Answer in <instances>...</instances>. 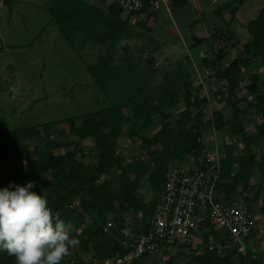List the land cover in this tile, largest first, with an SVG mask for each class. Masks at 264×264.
<instances>
[{"label": "trees", "instance_id": "1", "mask_svg": "<svg viewBox=\"0 0 264 264\" xmlns=\"http://www.w3.org/2000/svg\"><path fill=\"white\" fill-rule=\"evenodd\" d=\"M146 13L153 0H142ZM179 9L187 0H165ZM242 0L217 5L216 17L222 28L206 39L192 38V47L203 45L200 59L204 75L211 74L222 85L212 100L223 102L232 112L226 119L215 106L207 115L210 99L199 84L193 87L191 63H173L160 75L127 52L115 61L120 41L136 37L134 28L122 18L115 2L106 12L80 0H52L48 4L52 18L72 44L76 33L94 44L105 46L102 57L87 70L108 107L42 125L9 128L0 118V187L23 186L33 182L31 191L44 194L49 206L74 226L73 235L80 244L60 264H106L121 256V231L130 216L131 231L145 233L163 183L165 168L171 163L199 161L213 148L214 133L221 138L220 174L216 184L217 200L229 203L240 199L251 212L258 207L264 214V7L249 22L251 39L227 65L225 44L233 38L221 11L234 19ZM191 29V28H190ZM72 36V37H71ZM114 60V61H113ZM203 73V72H202ZM242 96H238L239 94ZM157 121L158 128L151 127ZM248 125L249 129L245 126ZM57 129L58 138L51 129ZM138 141L136 154L123 155L120 140ZM89 141L86 147L83 142ZM88 159L89 162L86 161ZM91 160V162H90ZM141 190H145L142 194ZM258 204V205H257ZM112 227L104 231L106 222ZM255 230L245 239V253L237 246L221 251H167L164 263L176 264H264V254L249 248ZM142 257L131 264H146ZM0 264H14L13 258L0 251Z\"/></svg>", "mask_w": 264, "mask_h": 264}, {"label": "rangeland", "instance_id": "2", "mask_svg": "<svg viewBox=\"0 0 264 264\" xmlns=\"http://www.w3.org/2000/svg\"><path fill=\"white\" fill-rule=\"evenodd\" d=\"M51 1L9 0L5 4L4 0H0V118L11 129L23 126L40 128L44 124L106 108L109 104L108 100L99 94L87 70L88 66L97 63L105 50L102 52L99 46L93 49L94 42L86 40L79 33L75 34L74 43L71 44L59 32L51 16L48 8ZM161 1L157 2L158 10L153 16L157 20L154 28L153 22L148 21L144 15L130 16L127 19L128 24L134 28L136 37L133 41L124 42V45L128 46L127 52L140 66L143 65L145 58L151 59L156 64L151 70L156 69L158 75L160 71L162 72V68H167L173 63L188 64L187 57L192 64L197 53V49L188 44L183 37L185 33L181 31L184 28L182 25L184 21L179 19L177 15L179 11L172 10L168 2L167 10L164 9ZM220 1L217 0L212 6L216 8L217 5H222ZM262 7L264 0H242L233 20L227 10L221 11L222 20L228 23L233 33V38L225 44L227 55L222 64H229L240 52V47L251 39L247 25ZM123 16L127 17V15ZM206 17L208 16L204 15L205 21ZM221 23L220 25H223ZM168 26H171L172 30L173 28L180 30L178 34L181 39L163 40L165 35L162 31ZM120 46L116 47L115 61L124 54ZM204 74L200 65L194 68L193 87L200 84L203 93L210 99L207 115L215 106L222 111L226 119H229L232 110L223 102H217L219 97L212 100L213 94L222 89V85L211 74L208 76ZM260 74L264 76V70ZM245 127L250 128L248 125ZM157 128L156 121L150 131L153 132ZM57 129L50 130L52 136L56 138H58ZM211 140L207 139L209 146L210 144L213 147L217 146L218 151H221L220 135L214 133ZM137 143V140L129 141L123 138L120 140L119 151L123 155L133 156L137 153ZM83 145L88 147L90 142L85 141ZM212 152L213 149L208 154ZM86 161L89 162L88 159ZM141 192L145 196V190ZM257 209V206L253 208L250 217L254 229L260 233L250 241L248 247L264 253V214H258ZM127 218L130 224L132 218L130 216ZM176 252L173 248L167 250L171 256ZM165 260L166 256L159 253L149 256L146 264H152L153 261L164 263ZM185 261L186 258L181 256L176 260V264H183Z\"/></svg>", "mask_w": 264, "mask_h": 264}, {"label": "built area", "instance_id": "3", "mask_svg": "<svg viewBox=\"0 0 264 264\" xmlns=\"http://www.w3.org/2000/svg\"><path fill=\"white\" fill-rule=\"evenodd\" d=\"M111 1L125 15L135 16L144 7L142 0ZM212 149L199 161L200 168L190 159L166 166L148 229L145 233H133L135 221L132 219L129 224L127 218L121 231L125 251L106 264H131L172 248L200 255L232 248L233 244L245 253L244 241L254 231L253 220L240 199L229 203L217 200L220 155L217 146ZM111 227V222H106L104 231Z\"/></svg>", "mask_w": 264, "mask_h": 264}, {"label": "clouds", "instance_id": "4", "mask_svg": "<svg viewBox=\"0 0 264 264\" xmlns=\"http://www.w3.org/2000/svg\"><path fill=\"white\" fill-rule=\"evenodd\" d=\"M23 186L0 187V251L14 264H60L80 244L74 226L48 204L44 194Z\"/></svg>", "mask_w": 264, "mask_h": 264}, {"label": "crops", "instance_id": "5", "mask_svg": "<svg viewBox=\"0 0 264 264\" xmlns=\"http://www.w3.org/2000/svg\"><path fill=\"white\" fill-rule=\"evenodd\" d=\"M80 1L102 12H106V10H108L109 6L112 4L111 0H80ZM158 1H161V0H153L151 2V6L149 10L146 13L141 14V15L146 16L148 18V21L153 22L152 23L153 28L155 27V22L157 23V20H155L153 16L156 15V11L158 10V6H157ZM216 1L217 0H210V1L208 0H187L188 3L185 6L179 9H176L179 11L177 14L179 19L184 21L182 23L184 28L182 29L181 32L185 33V36L183 37L187 40L188 44L191 45L193 43L192 38H197V39L207 38L216 29L222 27V25H220V20L215 15V7L212 6L213 3ZM229 1L230 0H221L220 4H225ZM161 3L164 9L167 10L166 2L161 1ZM205 10L207 13H205ZM204 15L208 16L206 17V21L204 19ZM121 17L125 18L126 16L124 17L122 14ZM200 18L201 20H199ZM207 18H208V22H207ZM178 31L180 30H177L176 28H173L172 30L171 26H168L165 30L162 31V33L165 35L164 36L165 38L163 40L168 41L167 38L174 40V41H176L177 39H181V36H179ZM94 45L95 46L93 47V49H96V46H99L102 52L105 50V46L101 44H94ZM117 45H121L120 48H122L124 46V41L118 42ZM202 46L203 45L194 47V49H197V53L194 55L193 63L191 64L193 68L198 66V64L200 63V59L205 49ZM90 54H93V53H90ZM255 232H256L255 236H257L260 233L257 230H255Z\"/></svg>", "mask_w": 264, "mask_h": 264}, {"label": "water", "instance_id": "6", "mask_svg": "<svg viewBox=\"0 0 264 264\" xmlns=\"http://www.w3.org/2000/svg\"><path fill=\"white\" fill-rule=\"evenodd\" d=\"M9 0H4V3L7 4ZM143 65H144V69L146 71H149L151 70L152 68H154L156 65L155 63L149 59V58H145L144 61H143Z\"/></svg>", "mask_w": 264, "mask_h": 264}]
</instances>
